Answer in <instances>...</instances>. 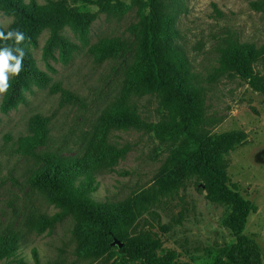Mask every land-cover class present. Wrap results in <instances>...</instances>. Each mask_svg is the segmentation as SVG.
I'll return each instance as SVG.
<instances>
[{"label":"rangeland","instance_id":"1","mask_svg":"<svg viewBox=\"0 0 264 264\" xmlns=\"http://www.w3.org/2000/svg\"><path fill=\"white\" fill-rule=\"evenodd\" d=\"M34 1L44 5L49 0ZM142 2L120 0L116 12L98 14L84 34L64 29L63 36L74 46L67 61L58 49L45 53L49 31L43 30L31 56L49 82L33 85L25 100L6 113L1 110L4 96L0 97V237H18L17 254L0 264H20L21 260L34 264L35 257L41 264H142L124 260L114 250L97 259L83 257L76 252L71 217L53 226L42 220L59 209L29 183L38 164L17 150L18 139L29 134L30 119L37 115L49 121V139L42 152L97 159L103 146L124 151L114 162L101 163L91 197L117 203L146 192L150 203L138 213L131 237L158 238L161 248L191 264H211L234 245L233 235L223 224L229 207L207 198L200 176L186 177L169 193L159 191L156 180L166 169L172 141H163L147 128H101L103 116L123 102L135 107L146 124L167 120L156 95L130 90L125 84L127 69L135 60L134 33ZM174 4L177 44L204 91L202 132L244 135L225 155L224 172L256 208L243 234L256 243L264 260V96L238 75L218 71L220 50L228 43L264 47V6L261 0H178ZM12 20L0 11V27L7 28ZM104 40L121 41L127 49L98 61L90 48ZM251 67L264 82V54ZM60 89L73 93L81 103L65 101ZM220 264H230L224 254Z\"/></svg>","mask_w":264,"mask_h":264},{"label":"trees","instance_id":"2","mask_svg":"<svg viewBox=\"0 0 264 264\" xmlns=\"http://www.w3.org/2000/svg\"><path fill=\"white\" fill-rule=\"evenodd\" d=\"M175 1L178 0H143L134 33L137 44L135 60L127 69L125 81L130 90L156 95L167 120L155 125L146 124L135 107L123 102L103 116L101 128H147L163 141H172L174 147L166 169L156 180L159 191L169 193L176 190L186 177L197 174L206 184L207 198L229 207L223 224L235 242L211 264H220L223 254L230 264H264L256 243L243 234L256 208L233 187L224 172L225 155L244 140V135L237 131L221 135L202 132L204 91L192 76L182 48L177 44L179 35L173 15ZM261 1L264 6V0ZM119 3L120 0H49L41 5L34 0L29 3L0 0V11L13 18L8 27H0V31L5 34L22 31L25 41L21 46L26 53L23 71L10 80L11 87L3 98L1 110L6 113L16 108L33 85L42 87L49 82L50 78L38 69L31 56V48L37 44V37L43 30L49 31L45 53L51 55L58 49L67 61L74 46L63 36L64 29L84 34L98 14L116 12ZM126 49L121 41L104 40L93 45L90 52L98 61H103L119 56ZM263 54L264 47L230 42L220 50L218 71L238 75L264 96V82L251 67V62ZM60 90L65 101L81 103L73 93ZM48 126L47 118L38 115L31 118L29 134L18 139L17 149L20 155L32 157L38 164L29 183L59 209L50 218H42L48 226L71 217L76 252L83 257L97 259L114 250L122 259L142 264H191L181 261L175 252L161 248L158 238L149 234L130 236L138 213L150 203L146 192L117 203L98 202L91 197L101 163L106 160L114 162L124 155V151L103 146L97 159L42 152L49 139ZM7 237H0V261L17 254L18 237L14 234ZM114 240L122 246L114 245ZM20 264L27 263L21 260ZM34 264H41L36 257Z\"/></svg>","mask_w":264,"mask_h":264},{"label":"clouds","instance_id":"3","mask_svg":"<svg viewBox=\"0 0 264 264\" xmlns=\"http://www.w3.org/2000/svg\"><path fill=\"white\" fill-rule=\"evenodd\" d=\"M13 41V44H9ZM25 35L20 30L0 31V97L7 94L11 87L10 80L23 71L25 50L21 46Z\"/></svg>","mask_w":264,"mask_h":264},{"label":"water","instance_id":"4","mask_svg":"<svg viewBox=\"0 0 264 264\" xmlns=\"http://www.w3.org/2000/svg\"><path fill=\"white\" fill-rule=\"evenodd\" d=\"M113 244H114V245H118L119 248L122 246V244H120V242L117 241V240H114V241H113Z\"/></svg>","mask_w":264,"mask_h":264}]
</instances>
